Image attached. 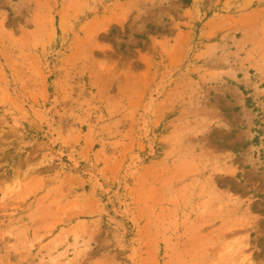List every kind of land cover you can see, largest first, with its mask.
Masks as SVG:
<instances>
[{
  "label": "rangeland",
  "instance_id": "obj_1",
  "mask_svg": "<svg viewBox=\"0 0 264 264\" xmlns=\"http://www.w3.org/2000/svg\"><path fill=\"white\" fill-rule=\"evenodd\" d=\"M0 264H264V0H0Z\"/></svg>",
  "mask_w": 264,
  "mask_h": 264
}]
</instances>
